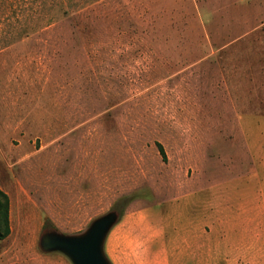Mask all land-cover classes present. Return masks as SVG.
<instances>
[{"label": "rangeland", "instance_id": "rangeland-1", "mask_svg": "<svg viewBox=\"0 0 264 264\" xmlns=\"http://www.w3.org/2000/svg\"><path fill=\"white\" fill-rule=\"evenodd\" d=\"M0 188V264H264V0H0Z\"/></svg>", "mask_w": 264, "mask_h": 264}, {"label": "water", "instance_id": "water-1", "mask_svg": "<svg viewBox=\"0 0 264 264\" xmlns=\"http://www.w3.org/2000/svg\"><path fill=\"white\" fill-rule=\"evenodd\" d=\"M116 217L117 214L110 212L97 220L85 235L52 239L51 245L63 252L72 264H110L102 252V243Z\"/></svg>", "mask_w": 264, "mask_h": 264}, {"label": "trees", "instance_id": "trees-1", "mask_svg": "<svg viewBox=\"0 0 264 264\" xmlns=\"http://www.w3.org/2000/svg\"><path fill=\"white\" fill-rule=\"evenodd\" d=\"M161 154H164L160 146ZM117 207V216L122 215V209ZM10 233L9 226V198L8 195L0 188V240L6 238Z\"/></svg>", "mask_w": 264, "mask_h": 264}]
</instances>
